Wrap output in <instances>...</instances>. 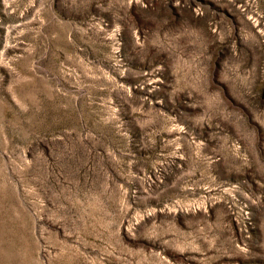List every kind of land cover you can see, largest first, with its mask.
<instances>
[{
    "label": "rangeland",
    "instance_id": "obj_1",
    "mask_svg": "<svg viewBox=\"0 0 264 264\" xmlns=\"http://www.w3.org/2000/svg\"><path fill=\"white\" fill-rule=\"evenodd\" d=\"M0 264H264V0H0Z\"/></svg>",
    "mask_w": 264,
    "mask_h": 264
}]
</instances>
